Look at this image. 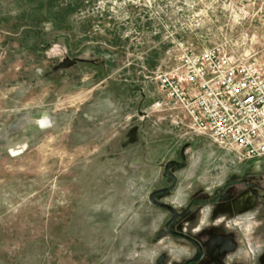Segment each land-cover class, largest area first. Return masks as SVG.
I'll use <instances>...</instances> for the list:
<instances>
[{
    "label": "rangeland",
    "instance_id": "obj_1",
    "mask_svg": "<svg viewBox=\"0 0 264 264\" xmlns=\"http://www.w3.org/2000/svg\"><path fill=\"white\" fill-rule=\"evenodd\" d=\"M179 43L264 71V0H0V264H264V156L167 99Z\"/></svg>",
    "mask_w": 264,
    "mask_h": 264
},
{
    "label": "built area",
    "instance_id": "obj_2",
    "mask_svg": "<svg viewBox=\"0 0 264 264\" xmlns=\"http://www.w3.org/2000/svg\"><path fill=\"white\" fill-rule=\"evenodd\" d=\"M178 65L152 77L193 132L251 159L264 156V71L219 48L195 51L179 43Z\"/></svg>",
    "mask_w": 264,
    "mask_h": 264
},
{
    "label": "trees",
    "instance_id": "obj_3",
    "mask_svg": "<svg viewBox=\"0 0 264 264\" xmlns=\"http://www.w3.org/2000/svg\"><path fill=\"white\" fill-rule=\"evenodd\" d=\"M73 6H74V5H72V4H69V9H70V10H73V9H75V8H76L75 6H74V7H73Z\"/></svg>",
    "mask_w": 264,
    "mask_h": 264
}]
</instances>
